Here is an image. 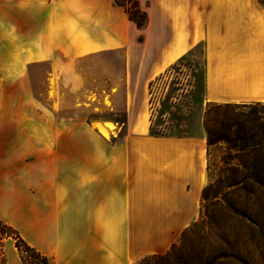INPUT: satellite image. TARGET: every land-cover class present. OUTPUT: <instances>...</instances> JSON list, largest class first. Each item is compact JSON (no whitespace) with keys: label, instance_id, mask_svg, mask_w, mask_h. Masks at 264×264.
I'll use <instances>...</instances> for the list:
<instances>
[{"label":"crops","instance_id":"obj_1","mask_svg":"<svg viewBox=\"0 0 264 264\" xmlns=\"http://www.w3.org/2000/svg\"><path fill=\"white\" fill-rule=\"evenodd\" d=\"M137 1L147 16L142 28L114 0H0V220L50 264H134L165 252L196 216L205 133L149 135L144 104L157 73L200 46L203 104L264 102L258 0ZM139 32L146 60L137 62ZM119 50L131 59L121 125L111 130L117 121L101 117L57 120L40 110L28 64H49L55 107L60 67L84 79L81 59ZM140 75L147 96L138 105ZM101 129L116 136L107 139ZM1 250L4 264H22L11 237Z\"/></svg>","mask_w":264,"mask_h":264},{"label":"rangeland","instance_id":"obj_2","mask_svg":"<svg viewBox=\"0 0 264 264\" xmlns=\"http://www.w3.org/2000/svg\"><path fill=\"white\" fill-rule=\"evenodd\" d=\"M119 2L124 6H130V2L124 0H119ZM136 46V53L132 60L145 61L146 49L143 33L139 32ZM3 55L0 53V61L5 60ZM185 58L182 63L172 69L166 71V68L154 76L164 73L153 84L148 104H144V110L149 112V120L152 123L150 136H199L204 131L203 111L209 104L200 103L201 98L203 99L202 48L197 46ZM129 59H125L123 50L105 53L101 56L85 57L81 59L79 66L84 69L85 80L81 76H74L71 79L66 69L60 67L57 70L59 98L55 107L51 106L53 102L49 99L54 93L52 82L48 79L50 77L49 64L44 61L30 63L27 65V70L31 91L36 97L40 110L42 112L52 111L57 120L67 118L79 120L88 117L111 118L117 121L115 125L108 124L113 130L124 120L125 84L123 79L124 69ZM142 83L143 77L140 75L134 84L138 105L147 96V91L142 90ZM111 88L113 89L110 90ZM109 91L112 92L111 95ZM87 94L93 96L92 101L88 100V102L91 101L89 105H85L88 102L82 99ZM97 95H99L98 99H96ZM40 122L45 123V118H41ZM111 136L116 135L113 132H107V139ZM224 162H233L229 159L227 145L217 143L207 146L206 144L205 184L202 188L198 212L187 227L199 221L206 213L213 218L212 221L205 218L206 221L211 222L212 226L229 227L235 232L242 233L241 237L245 242V257L252 264H264V176L262 174L264 153L258 154L253 162L258 171L254 178H248L244 169L233 165L234 163L226 165ZM203 193L206 194V199L202 198ZM244 214L247 217L250 216L261 230L260 236L257 237L259 248L253 247L246 225L251 228L255 226L243 217ZM141 231L137 230L138 236ZM180 233L171 245L179 242ZM26 264H31L30 260Z\"/></svg>","mask_w":264,"mask_h":264},{"label":"trees","instance_id":"obj_3","mask_svg":"<svg viewBox=\"0 0 264 264\" xmlns=\"http://www.w3.org/2000/svg\"><path fill=\"white\" fill-rule=\"evenodd\" d=\"M124 1L130 2V6H124L119 0H114V3L124 9L129 19L138 28L144 27L147 16L146 12L139 7L138 1ZM258 2L264 6V0H258ZM185 57L178 59L166 71L182 63L186 59ZM203 65H201V69ZM163 74L160 73L149 81V94H152L153 84ZM203 90L204 75L202 93ZM200 103H203L202 98ZM206 104L209 106L203 111V128L207 146L225 143L229 159L233 162L224 163L226 165L234 163L233 165L244 169L248 178H254L258 171L253 162L258 154L264 153V102ZM151 130L152 123H150L149 133ZM262 174L264 176V172ZM202 198L206 199V194L203 193ZM243 217L255 226V228H251L246 225L253 247L259 248L257 237L260 236L261 230L250 216L247 217L244 214ZM205 218H209L210 221L213 219L212 216L204 213L199 221L194 222L180 233L178 243L171 245L163 253L144 256L134 264H252L244 255L245 242L242 240V233L235 232L233 228L229 227H214ZM6 237H11L14 240L22 264H26L28 260L31 264H50L48 257L27 244L14 228L0 220V243ZM0 262H2L0 264H4L2 250L0 251Z\"/></svg>","mask_w":264,"mask_h":264},{"label":"bare ground","instance_id":"obj_4","mask_svg":"<svg viewBox=\"0 0 264 264\" xmlns=\"http://www.w3.org/2000/svg\"><path fill=\"white\" fill-rule=\"evenodd\" d=\"M101 131H102L103 135L107 136V131L106 130L101 129Z\"/></svg>","mask_w":264,"mask_h":264}]
</instances>
